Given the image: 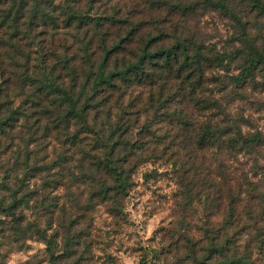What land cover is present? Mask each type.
<instances>
[{"label": "trees", "instance_id": "trees-1", "mask_svg": "<svg viewBox=\"0 0 264 264\" xmlns=\"http://www.w3.org/2000/svg\"><path fill=\"white\" fill-rule=\"evenodd\" d=\"M94 1L0 0V246L35 239L50 264L84 263L90 212L102 205L122 221L135 170L166 154L181 182L179 205L197 201L205 215L173 224L168 249L177 263L257 264L256 253L264 257V136L242 130V117L214 95L226 83L212 72L240 69L228 75L236 86L264 78V48L247 19L264 14V0H136L125 14L122 0H109L102 13L92 12ZM209 7L234 21L228 50L188 24ZM209 73L219 87L205 95ZM141 121L142 137L133 140ZM208 151L250 166L228 173L221 162L214 170L204 165L206 176L199 154ZM39 205L49 226L27 218ZM194 228L198 238L187 233Z\"/></svg>", "mask_w": 264, "mask_h": 264}, {"label": "rangeland", "instance_id": "rangeland-1", "mask_svg": "<svg viewBox=\"0 0 264 264\" xmlns=\"http://www.w3.org/2000/svg\"><path fill=\"white\" fill-rule=\"evenodd\" d=\"M85 1L80 0V4L84 5ZM134 1L136 0H122L120 4L123 6L120 13L125 14L131 7V2ZM55 2L62 4L64 0H55ZM111 3L112 1L109 0L91 2L92 12L110 11ZM196 13V17L194 16L188 24L206 43L214 44L217 49L227 50L236 43L233 36L237 30L228 14L220 13L210 7L199 9ZM247 19L250 33L256 37L257 44L264 48V14H259L255 18L249 14ZM239 70L232 66L226 73L221 70L213 71V74L209 73L205 83L207 88L205 95H209L210 91H215L219 87L210 80V75L220 78L226 83V88L214 92V95L222 100V104H225L226 110L231 115L242 117L243 131L249 133L259 131L264 136V78L258 74L254 82L236 86L231 83L228 75L237 74ZM199 119L197 117V120ZM141 123L142 121L136 126L133 140L142 137V133L138 132ZM151 136L147 134V137ZM166 144L167 142L164 141L163 145ZM262 150L264 155V148ZM182 153L183 151H180V154ZM226 153L221 152L215 157L211 151L204 153L203 156L199 154L205 163L200 165L203 173L206 174L204 165L214 170L213 166L220 162L228 173L233 168H237L238 173L248 170L250 161L242 163L244 159L241 156L238 160H232ZM166 157V154H163V158H152L135 170L133 175L135 184L125 199V218L122 221H116L109 216L102 205L96 206L90 212L92 244L88 255L91 256L82 264H178L168 249L173 240L170 235L173 224L181 218L185 222L190 220V222L200 223L205 215L202 204L197 201L191 202L184 208L179 205L183 196L181 182L177 169ZM145 172L148 173L147 177L143 175ZM192 172L193 170L190 174H183L186 180L190 179ZM208 174L209 172L206 176ZM34 185L39 187V181L37 180ZM196 190L198 189L194 187V191ZM55 193L61 196L65 194L62 190H57ZM221 205L219 214L226 210L225 201H222ZM35 211L39 214L37 215ZM43 211L41 205L37 209L29 208L26 210L27 218L36 219L41 228L49 226ZM216 217L217 215L214 216ZM187 233L192 234L194 238L199 237V232L195 228ZM79 251H84V248L79 247ZM182 253L183 249H180L179 255ZM256 258H258L257 264H264V257L259 255V252L256 253ZM31 259L34 261L33 264H50L45 244L32 239L27 240L21 248L8 244L0 246V264H23ZM62 264H74V262L73 259H68Z\"/></svg>", "mask_w": 264, "mask_h": 264}]
</instances>
